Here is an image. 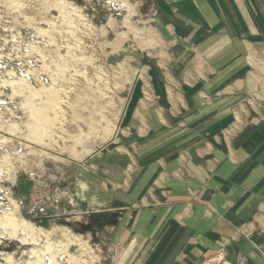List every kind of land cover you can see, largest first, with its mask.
I'll list each match as a JSON object with an SVG mask.
<instances>
[{
    "label": "crops",
    "instance_id": "crops-1",
    "mask_svg": "<svg viewBox=\"0 0 264 264\" xmlns=\"http://www.w3.org/2000/svg\"><path fill=\"white\" fill-rule=\"evenodd\" d=\"M141 1L162 60L130 87L133 149L78 175L80 208L119 215L115 264H264V0Z\"/></svg>",
    "mask_w": 264,
    "mask_h": 264
},
{
    "label": "rangeland",
    "instance_id": "rangeland-1",
    "mask_svg": "<svg viewBox=\"0 0 264 264\" xmlns=\"http://www.w3.org/2000/svg\"><path fill=\"white\" fill-rule=\"evenodd\" d=\"M124 2L130 7L125 13ZM112 3L0 0V36L17 34L35 62L33 81L44 79L20 77L6 55L9 45H0V219L15 202L17 222L27 221L37 233L30 241L1 226L0 264H34L31 250L48 244L50 256H42V264H51L50 257L55 264H115L107 228L119 215L81 210L76 181L78 175L112 176V151L133 149L135 137L124 133L128 94L146 66L154 70L162 60L163 42L148 31L150 18L140 16L141 0ZM6 82L19 86L12 90ZM29 91L41 97L31 99ZM99 215L101 229L93 225Z\"/></svg>",
    "mask_w": 264,
    "mask_h": 264
},
{
    "label": "built area",
    "instance_id": "built-area-1",
    "mask_svg": "<svg viewBox=\"0 0 264 264\" xmlns=\"http://www.w3.org/2000/svg\"><path fill=\"white\" fill-rule=\"evenodd\" d=\"M105 4L109 5L112 8V5H116L115 3H112L113 0H104ZM3 32L6 33V30ZM7 44L9 45L8 52L6 55L12 56V60L10 62L15 61L16 67L18 69L17 73L20 77L25 78L27 81H32L33 83H40L44 79L41 77H38L36 81H33L34 77V71H35V62L34 60L28 58L27 52L29 50L27 44H22L20 39H18L17 34L12 36V39L5 40L4 37L0 36V45L2 48H6ZM1 56V55H0ZM14 62V63H15ZM15 74L14 72L12 73ZM23 74V75H22ZM17 75V74H15ZM4 101L0 100V104H3ZM205 264H230L226 258L224 253H218L217 255L209 258Z\"/></svg>",
    "mask_w": 264,
    "mask_h": 264
},
{
    "label": "bare ground",
    "instance_id": "bare-ground-1",
    "mask_svg": "<svg viewBox=\"0 0 264 264\" xmlns=\"http://www.w3.org/2000/svg\"><path fill=\"white\" fill-rule=\"evenodd\" d=\"M25 81V80H24ZM4 85H7V86H10L12 87V90L13 89H16L15 86H19V83L18 82H6V84ZM19 88V87H18ZM20 89V88H19ZM18 89V90H19ZM17 90V89H16ZM14 92V91H13ZM14 94V93H13ZM29 95L31 96L30 98L34 99V98H39L41 97V95H38L36 92H32V91H29ZM35 142V141H33ZM10 202V201H9ZM12 208H13V211H11L8 215L5 216V218L1 217L2 219H0V227L2 226L3 228H7L9 229V231L11 230L13 236H15L18 232L17 231H21L23 233V235L28 238L30 241H34L36 239L35 235L37 233H35V229L34 228H31L32 225H30L29 223H27V221L25 220H22L21 223H18L17 222V218L19 217L18 215V208L16 206V203L15 202H12ZM20 222V221H19ZM6 230H4L5 232ZM8 231V230H7ZM17 232V233H16ZM39 232V231H38ZM49 232H47L46 235H49L48 234ZM61 236L67 240V241H70V239H68V237L65 235L66 233H63L61 232ZM39 235V234H38ZM45 235V236H46ZM37 236V235H36ZM63 242V241H62ZM77 242V240H74V243ZM60 244V243H59ZM71 244V242H70ZM49 244L46 246V249L44 251H34V250H31V254L37 258L36 262L34 264H42V256L46 255V254H49L50 256V249H49ZM38 252V253H37ZM80 252V251H79ZM53 258L50 257L49 260L51 262V264H55L54 261L52 260ZM71 261V260H70ZM27 264H32L30 262H28Z\"/></svg>",
    "mask_w": 264,
    "mask_h": 264
},
{
    "label": "trees",
    "instance_id": "trees-1",
    "mask_svg": "<svg viewBox=\"0 0 264 264\" xmlns=\"http://www.w3.org/2000/svg\"><path fill=\"white\" fill-rule=\"evenodd\" d=\"M112 217H115V218H117V216L116 215H113ZM95 221H93V225L95 226H97V227H99L100 229L104 226V217L102 216V215H99V216H97V218L96 219H94ZM81 227H82V229L83 230H86V229H88V227H85L84 225L82 226V225H80Z\"/></svg>",
    "mask_w": 264,
    "mask_h": 264
}]
</instances>
